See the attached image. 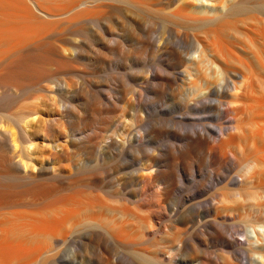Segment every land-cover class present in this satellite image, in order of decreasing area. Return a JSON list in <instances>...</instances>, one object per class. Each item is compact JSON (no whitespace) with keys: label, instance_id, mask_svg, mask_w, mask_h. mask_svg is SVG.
I'll return each mask as SVG.
<instances>
[{"label":"rangeland","instance_id":"1","mask_svg":"<svg viewBox=\"0 0 264 264\" xmlns=\"http://www.w3.org/2000/svg\"><path fill=\"white\" fill-rule=\"evenodd\" d=\"M149 1V6L138 8L114 1L118 8L106 9L100 20H83L78 33L66 23L52 25L46 34L59 35L48 40L63 57L75 58V70L44 76L34 89L0 106L5 120L0 121V129L10 123L18 132L14 139L13 131L7 130L9 137L0 140V154L9 157L6 170L11 174L0 176L1 190L9 191L0 204L1 226L8 222L5 228L21 227L25 219L39 224L36 213L56 219L74 212L58 228L57 241L44 236L33 240L32 245L46 250L34 264H174L173 259L177 264L225 263L226 248L211 239V227L196 230L190 243L167 242L173 223L160 214L162 204L209 215L214 203L225 198L224 204L235 209L223 234L232 238L235 230L234 237L245 239L236 230L244 227L256 190L244 185L236 195V186L227 183L229 178L240 179L239 155L219 167V154L211 147L219 138L220 126L232 125L224 105L230 98L217 91L206 99L192 97V83L201 81L191 82L185 74V59L198 55L197 40L207 22L198 9L189 10L181 0ZM245 2L242 11L225 20L223 32L208 38L213 49L209 52L223 57V68L211 65L210 71L226 83L254 73L264 76V2ZM180 7L182 18L174 17ZM71 45H78L77 54ZM57 82L69 85L71 92L57 90ZM64 107L69 108L67 114ZM23 112L30 113L23 118ZM17 119L22 129L15 124ZM118 121L132 124L130 133L123 132ZM197 135L200 144L193 142ZM110 136L118 143L110 145ZM158 171L159 180L150 182ZM28 172L35 175L29 177ZM155 184L167 186V195H159L166 203L160 204ZM44 185L48 193L38 195L34 187ZM259 194L262 201L264 194ZM64 197L97 203L78 206L77 212L74 200L58 204ZM33 213L39 221H32ZM240 253L238 258L247 260Z\"/></svg>","mask_w":264,"mask_h":264},{"label":"bare ground","instance_id":"2","mask_svg":"<svg viewBox=\"0 0 264 264\" xmlns=\"http://www.w3.org/2000/svg\"><path fill=\"white\" fill-rule=\"evenodd\" d=\"M114 1H118L119 3L123 2L124 4L126 3L130 6L134 5L137 8L141 6L146 7L151 4L149 0H0V68L5 70L3 72L2 69V72H0V106L7 101L16 98L19 94H24L26 91L34 89L42 82L44 76H54L61 70H75V66H73L75 58L63 57L60 53H58V47H56L53 42L48 40L49 37L59 35L57 32H53L54 34H46V32L52 28V25L66 23L68 28L73 30V32H81L82 27L80 22L86 19H95L96 21L100 20L103 16L102 12L105 13L106 9H111L112 11V8H118L117 4L115 5V3H112ZM245 1L247 0H181V3L189 10L194 11L198 9V12L203 14V19L207 22V24L202 27L203 36H199V39L196 36L198 39V46L196 47L195 52L198 53V55H195L196 57L189 56L185 59L188 67V70L186 69L187 72L185 73L187 77L186 79H189L191 82V79H200L199 81H201L200 84L194 82L196 83L194 86L192 83L189 95L191 94L192 97L195 96L196 99H206L212 92L217 91L219 93H225V95L230 98L224 103V105L227 107V111L231 116L230 119L232 121V125L227 127L220 126L219 138L211 147L212 150H215L214 152H216V154H219V156H217L219 167H222L228 158L232 159L234 156L237 159L236 156L239 155L242 162V165L238 170V176L240 179L235 180L233 178H229L227 183L229 186H236V195L240 194L239 192L242 190L244 185H250L256 190V192L252 193L253 195L251 196V213L248 214L247 212V215L245 216L246 218L243 223L244 229L240 227L241 229L239 232L236 230V234L238 233L245 238L244 241H241L233 236L235 230L232 231V238H228L223 234V231L227 226V221L232 218L231 214H233V212H230L235 209L230 205L227 206L224 204L225 198H221L214 203V212L209 215H206L204 213L205 211H187L180 209L179 207L176 209L169 207L167 209L162 204L166 203V200L162 198L159 199V195H167V186L159 187L158 184L154 185L156 188V195H158L157 198L159 199L160 204H162L159 206L161 208V211L159 212L161 215H166L171 223H173L172 232H169L171 236L166 237L167 242L175 243V245L190 243L194 240L193 238L196 230L200 227H211L212 230H214V234L211 236V239L218 241L226 248L224 251L225 263L223 264H264V198L262 201L260 198L258 199V197H260L258 196V193H260L259 195L262 193L264 194V76L258 77L253 72L254 74L249 78L247 76V78L244 77L243 80H234L232 78L231 80L233 81L230 80L231 82L228 81L226 83L225 78H222L220 75L215 76L210 71L212 70L211 65H217L218 67L223 66V61L221 59L223 57L220 58L217 54L209 52L212 49L211 42L209 41L211 38L210 36L213 37L214 35L215 37L217 36L215 34L223 32L225 20L231 15L236 14V12L241 10V8H244L243 6H245ZM260 4L258 5L260 6ZM261 5H263V3ZM181 12H183V10L180 7L178 10L174 11V17H181ZM103 35H105V33ZM101 38L105 41L104 36ZM71 46H73L72 50L76 52L75 54H77L78 45ZM54 56L57 58L59 57L62 60L57 61ZM202 72L204 73L203 75H207V77L200 78L203 76H200ZM61 84L57 82V90L64 89L67 93L71 92V90H69L70 87H68L69 85L63 84V86L65 85L63 87ZM62 95L63 94H61V96ZM199 101L200 100H197L196 102ZM61 102L62 100L60 103ZM63 106L64 104L62 105V108ZM65 107L63 109V113L67 114L69 108L67 109ZM28 113L30 112H23L22 117L24 118V115L26 116ZM20 114L17 118H19ZM3 117L4 116L0 115V121L3 120ZM140 118L142 120V117ZM19 119L22 120L21 117ZM3 121L5 122V120ZM19 122L21 121L18 119L15 120V124L22 129ZM7 125L3 130L0 129V140L7 139L9 137H7V134L10 132L9 130L11 129V131H13L14 129L12 128L13 126H10V123ZM117 125L123 129V132L130 133L128 128L132 124H122L118 121ZM17 134L18 132L16 133L14 130V139L17 138ZM110 137L112 139L110 145L118 143L112 138V136ZM200 140V135L193 138V142L196 144H200L202 141ZM8 158L7 156L0 154L1 177L11 175L10 170H6ZM154 165L158 164L155 163ZM146 167L149 168L151 165H147ZM159 171L156 175H151L153 176L151 177L153 179H150V182L159 180ZM26 174H28L29 177L35 175L33 172H28ZM26 174H24V176ZM34 188L38 195L41 194L44 196L48 193V187L45 185L35 186ZM7 191L8 190L3 188L0 191V204L4 201L3 197H5ZM67 198H60L62 200L58 199L57 202L62 201L63 203H68L67 201H69L71 203V201L74 200L76 203L73 201L72 204H77L76 208L78 206H80V208H83L84 206L88 207L96 202H93L92 199L90 201H82L77 199L78 197H71L73 200ZM52 203H50L49 206ZM44 208L46 209V207ZM48 208L49 207H47V210ZM76 208L73 210L77 211L79 209V207L77 209ZM48 211H51V209ZM70 213L68 212V215L65 213V215H62L61 217L59 216V218L56 219H51V216L50 219L49 217L44 218L45 216H41L40 213H36L39 215L38 217L40 221L36 217V214L34 218L39 221V224H37L36 220L33 219V213L31 214L32 217L31 215L29 217L32 218V221L34 220L37 225L35 223L31 224L30 220L25 219L24 216H22V219H25L26 222V225L24 224L25 222H23V224L21 223L24 227H16L15 223H13L15 226H11L13 228L7 227V229L5 228L8 226L7 221L6 226L4 225L5 227H2L4 223H0V264H34L38 257H41L43 252L46 250L39 244L32 245L33 240L37 237L44 236L45 238L48 237L51 241H57V235L59 233L58 228H62L61 226L67 222ZM72 213L74 214V212ZM42 214L45 215V213ZM29 217L27 216V218ZM40 217H43L44 219H41ZM15 218L12 217L14 220ZM14 220L12 222H14ZM26 220L28 221V226L30 223L31 227L26 228ZM238 225L240 226V223ZM239 253H244L243 255L246 256L247 260H245L246 262L244 261L245 263L242 262L241 257V260L238 258L239 255L237 254ZM171 261L174 264H177L175 259ZM195 264L205 263L202 260H199L196 261Z\"/></svg>","mask_w":264,"mask_h":264}]
</instances>
